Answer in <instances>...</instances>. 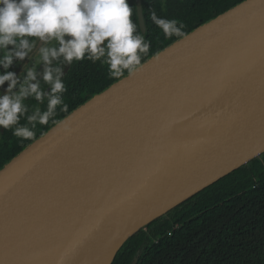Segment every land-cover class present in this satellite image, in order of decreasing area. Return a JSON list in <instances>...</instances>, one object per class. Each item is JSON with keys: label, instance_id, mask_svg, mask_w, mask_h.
Returning a JSON list of instances; mask_svg holds the SVG:
<instances>
[{"label": "water", "instance_id": "1", "mask_svg": "<svg viewBox=\"0 0 264 264\" xmlns=\"http://www.w3.org/2000/svg\"><path fill=\"white\" fill-rule=\"evenodd\" d=\"M61 120L70 133L54 125L0 168V264H112L148 224L262 156L264 0L200 25Z\"/></svg>", "mask_w": 264, "mask_h": 264}, {"label": "trees", "instance_id": "2", "mask_svg": "<svg viewBox=\"0 0 264 264\" xmlns=\"http://www.w3.org/2000/svg\"><path fill=\"white\" fill-rule=\"evenodd\" d=\"M242 1L141 0L146 24L144 36L150 43L142 63ZM128 3L133 6L132 19L140 32L135 0H128ZM151 11L158 17L182 23L184 35L165 38L162 30L151 21ZM20 63L14 61L7 71L13 72ZM4 71L0 67V73ZM127 74L125 72L124 76ZM122 77L112 78L106 64L86 59L74 61L64 78L67 88L64 101L68 104V112L58 113L57 119L61 120ZM25 103L31 114L33 108ZM20 123L26 121L22 118ZM53 126L51 121L46 126L37 124L32 140L17 138L11 129H2L0 168ZM135 256L139 257L137 264H264V154L130 237L112 264H131Z\"/></svg>", "mask_w": 264, "mask_h": 264}, {"label": "clouds", "instance_id": "3", "mask_svg": "<svg viewBox=\"0 0 264 264\" xmlns=\"http://www.w3.org/2000/svg\"><path fill=\"white\" fill-rule=\"evenodd\" d=\"M133 11L128 0H0V67L5 69L0 89L7 84L0 93V128L32 140L37 124L51 121L70 133L71 121L57 119L58 113L68 112L64 66L86 59L106 64L112 78L134 74L150 43L137 30ZM150 19L165 38L184 35V25L175 19L158 17L155 11ZM26 58L30 64L19 76L7 71L14 61ZM41 65L47 93L37 80ZM28 98L37 102L31 114ZM40 105H45L43 110Z\"/></svg>", "mask_w": 264, "mask_h": 264}, {"label": "flooded vegetation", "instance_id": "4", "mask_svg": "<svg viewBox=\"0 0 264 264\" xmlns=\"http://www.w3.org/2000/svg\"><path fill=\"white\" fill-rule=\"evenodd\" d=\"M54 63H55V62H54ZM73 63H74V61H73ZM73 63H72L71 65H69L70 68H69L68 73L70 72ZM29 64H30V62H29ZM67 66H68V65H65V66H64V68H63V72H64V70L66 69ZM22 72H23V70H22ZM22 72H21V73H22ZM21 73H20V74H21ZM67 75H68V74H67ZM67 75H66V76H67ZM42 77H43V66L41 65V66H39L38 69H37V80L41 82V87H42V88L45 90V92L47 93L48 91H50V89H49L46 85H44ZM45 101H46V100H45ZM25 102H28L32 108H34V107L36 106V104H37V102H36L35 100H33L32 98H28V100H26ZM40 107H42V105H40ZM1 133H2V128H0V136H1Z\"/></svg>", "mask_w": 264, "mask_h": 264}, {"label": "bare ground", "instance_id": "5", "mask_svg": "<svg viewBox=\"0 0 264 264\" xmlns=\"http://www.w3.org/2000/svg\"><path fill=\"white\" fill-rule=\"evenodd\" d=\"M107 261V259L103 258V257H100L98 258L97 260L93 261L92 264H105Z\"/></svg>", "mask_w": 264, "mask_h": 264}, {"label": "rangeland", "instance_id": "6", "mask_svg": "<svg viewBox=\"0 0 264 264\" xmlns=\"http://www.w3.org/2000/svg\"><path fill=\"white\" fill-rule=\"evenodd\" d=\"M30 62V59L29 58H26V61H25V64L24 65H28ZM23 69H24V66H23Z\"/></svg>", "mask_w": 264, "mask_h": 264}]
</instances>
